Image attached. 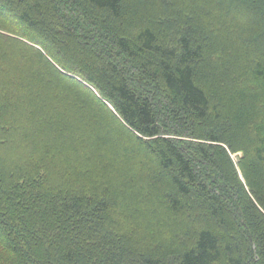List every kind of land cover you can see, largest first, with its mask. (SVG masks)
<instances>
[{"label":"trees","instance_id":"trees-1","mask_svg":"<svg viewBox=\"0 0 264 264\" xmlns=\"http://www.w3.org/2000/svg\"><path fill=\"white\" fill-rule=\"evenodd\" d=\"M0 1L47 52L0 103L4 263L264 264V0Z\"/></svg>","mask_w":264,"mask_h":264},{"label":"rangeland","instance_id":"rangeland-1","mask_svg":"<svg viewBox=\"0 0 264 264\" xmlns=\"http://www.w3.org/2000/svg\"><path fill=\"white\" fill-rule=\"evenodd\" d=\"M0 4H2V1H0ZM67 13L72 18V21L75 20L76 22H84L87 25H90L91 20L98 22L104 21L103 16H98L95 14L94 16L92 15L91 18H88L86 20L84 17H82V15L74 13L73 10H69V12ZM240 18L241 17H239L238 19ZM241 20L245 21L244 18H242ZM167 27H170V29H172L173 31L174 29L178 31L179 23L171 22L167 25ZM172 38V42H177L174 37ZM32 41V38L28 37L26 33L23 32V29L19 25V23H17L15 20L13 21V19L9 15L0 12V103H5L7 105H9L11 102H13L15 105L24 104V85L26 84V80L24 79L22 74H25L28 71L32 70V68H28L31 63L34 65L33 69L36 70H39L41 66L38 61V55H36V53L32 49L38 50L39 52H46L44 50L46 48L44 43L35 44ZM28 50H30L31 52ZM29 57H32L35 62L29 63ZM9 137L12 139H9ZM0 140L5 142L3 143L5 145V148L2 147L0 143L2 159H4L5 155L8 158L26 155L25 150L20 147L19 140H17L14 134L6 135L0 133ZM6 143H8V145H6ZM236 171L239 178L242 181H245V174L241 165L237 164ZM9 257L10 254L8 253V251L0 246V264H6L4 262L8 261ZM131 263L138 264V262L133 259H129L125 264Z\"/></svg>","mask_w":264,"mask_h":264}]
</instances>
